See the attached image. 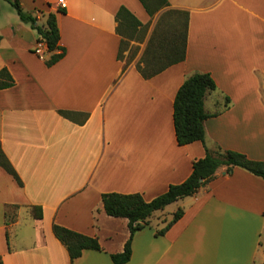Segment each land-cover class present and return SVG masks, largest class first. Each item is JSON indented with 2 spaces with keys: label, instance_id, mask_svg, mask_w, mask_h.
<instances>
[{
  "label": "crops",
  "instance_id": "1",
  "mask_svg": "<svg viewBox=\"0 0 264 264\" xmlns=\"http://www.w3.org/2000/svg\"><path fill=\"white\" fill-rule=\"evenodd\" d=\"M168 2L156 15L186 16L185 58L146 78L136 65L149 36L134 60L118 57V9L143 23L156 16L139 0H66L65 8L21 0L39 24L56 14L64 55L52 65L46 46L34 52L37 31L0 0V69L14 79L0 89V142L23 182L0 166L3 264H116L111 254L123 250L128 220L108 215L102 194L138 192L149 201L184 181L206 154L199 140L180 145L174 128L176 93L194 72H209L217 85L204 101L208 147L264 161V0ZM172 204L182 217L156 234ZM169 205L134 234L122 264H263L264 178L220 168ZM54 223L96 236L101 249L71 259Z\"/></svg>",
  "mask_w": 264,
  "mask_h": 264
},
{
  "label": "trees",
  "instance_id": "2",
  "mask_svg": "<svg viewBox=\"0 0 264 264\" xmlns=\"http://www.w3.org/2000/svg\"><path fill=\"white\" fill-rule=\"evenodd\" d=\"M16 10L20 19L29 23L38 33L37 41H43L50 53L46 58L47 65H52L62 58L64 49L60 47V29L56 14L51 12L47 15L45 24L38 23V17L27 12L21 0H7ZM150 17H154L162 8L169 5L168 0H139ZM175 10V9H172ZM180 12L179 10H175ZM182 13V12H180ZM118 22L117 31L121 35V42L118 57L124 58L123 51L128 48L130 41L135 39L134 33L142 31L143 36L138 37V41L144 40V34L148 23H143L126 6H121L116 13ZM182 25L179 20L171 23L172 31L177 32V28ZM180 30V29H179ZM187 22L184 21V30L175 37L181 39L179 46L164 47L165 38L159 33V24L152 31L147 45L137 62V69L146 77H152L168 66L184 60L186 52ZM155 42H160V49H152ZM139 47H136L138 50ZM57 50H60L57 52ZM133 56V55H132ZM14 84V79L7 68L0 69V89L10 87ZM217 88L216 82L209 72H194L189 75L179 87L174 99V128L177 141L180 145L194 141H201L205 147L206 154L193 162L192 173L182 182L171 184L168 189L147 201L141 193H120L105 192L102 194V203L105 212L113 217H124L128 220L129 237L125 242L121 252L111 254L112 261L122 264L130 260L132 255V239L134 234L149 223L150 217L157 210L164 209L167 205L185 196L196 193L200 188L213 180L220 168H225L226 172H231L234 167H242L262 178H264V161L253 160L246 154L217 147L211 149L206 143L205 120L208 113L204 107L205 97L208 92ZM68 117H72L70 111H62ZM0 166L10 173L18 184L23 182L4 152L0 142ZM34 215L38 218L42 216L40 206H34ZM184 211L178 208L168 223L156 234H163L174 222L182 217ZM55 236L66 246L71 259L79 257L85 249L100 250L101 245L96 236H90L57 223L53 224ZM0 264H3L0 257ZM264 264V262H263Z\"/></svg>",
  "mask_w": 264,
  "mask_h": 264
},
{
  "label": "rangeland",
  "instance_id": "3",
  "mask_svg": "<svg viewBox=\"0 0 264 264\" xmlns=\"http://www.w3.org/2000/svg\"><path fill=\"white\" fill-rule=\"evenodd\" d=\"M2 5H3V3H2ZM3 7L7 8V9L9 8V11L16 14V10L11 5H7V4L5 5L4 4ZM161 10H164V8H162ZM176 19L179 20L182 25H180L177 28V32L173 33V31H172L173 27L171 26V23ZM184 21H185V16L182 13L177 12V11L172 10V9H166L165 11H162L160 13V15H158V16L156 15L155 18H152L150 20V22H148V26L146 28V33L144 34V39L146 40L148 36L150 37V34L154 30V28L159 24V33H161V36H163L165 38L164 47H168V46L171 47L174 45L179 46L181 44V39H179L178 37H175V36H176V34H179L182 31V29L184 30ZM134 36H135V39L130 41L128 48H126L123 51L125 59L127 58V60H129V61L134 60L137 53H139L141 47L142 46L144 47V43L140 44L142 41H138V37L143 36V32L142 31H139V32L136 31L134 33ZM149 37H148V39H149ZM145 40H144V42H145ZM160 44H161L160 42H155L152 49L157 48V50H159ZM136 47H139V49L136 50ZM167 209L169 211H175V210H177V206L175 204H172V205H169L167 207ZM155 214H160V211H156ZM9 215H11V213Z\"/></svg>",
  "mask_w": 264,
  "mask_h": 264
},
{
  "label": "built area",
  "instance_id": "4",
  "mask_svg": "<svg viewBox=\"0 0 264 264\" xmlns=\"http://www.w3.org/2000/svg\"><path fill=\"white\" fill-rule=\"evenodd\" d=\"M58 4L60 7L65 8L67 3L66 0H58ZM45 43L43 41H37L34 47V52L42 55L45 49Z\"/></svg>",
  "mask_w": 264,
  "mask_h": 264
}]
</instances>
